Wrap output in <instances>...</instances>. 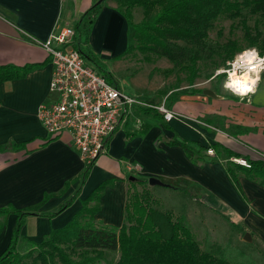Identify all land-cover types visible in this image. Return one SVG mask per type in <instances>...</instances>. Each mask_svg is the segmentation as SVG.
<instances>
[{"label": "crops", "instance_id": "crops-1", "mask_svg": "<svg viewBox=\"0 0 264 264\" xmlns=\"http://www.w3.org/2000/svg\"><path fill=\"white\" fill-rule=\"evenodd\" d=\"M98 1L0 0V66L35 65L21 77L0 82V208L11 205L27 212L19 227L18 251L27 249L19 250L27 244L26 239L39 242L52 229L68 223L101 183L105 185L94 219L120 226L128 184L150 178L184 199L199 194L251 240L264 246V181L236 170L237 190L227 176L228 163L223 166L216 161L227 159L225 153L207 154L204 161L194 163L181 146L169 144L174 139L204 146L219 143L249 159H264L259 155L264 154V73L251 103L219 95L208 105V96L200 98L184 91L172 99L168 97L171 92L157 95L148 78L141 82L137 68L131 69L137 61L135 51L116 58L133 40L132 28L115 3L104 0L90 21L92 6ZM56 24L77 30L74 45L98 62L88 57L87 63L102 75L108 74L122 92L152 105L160 104L157 100L162 96V103L168 99L174 112L169 121H163L155 108L135 105L128 109L108 138L106 152L94 161L83 182L80 175L85 165L68 134L50 137L37 119L39 106L53 102L55 95L49 91V57L36 41L47 38ZM113 63L122 67V74H116L118 68L114 69ZM199 114L216 116L227 122L223 125L231 123L232 132L195 128L193 118ZM75 194L64 209L49 217ZM15 222L14 213L0 215V254L9 243ZM113 254L116 260L118 253Z\"/></svg>", "mask_w": 264, "mask_h": 264}, {"label": "trees", "instance_id": "trees-1", "mask_svg": "<svg viewBox=\"0 0 264 264\" xmlns=\"http://www.w3.org/2000/svg\"><path fill=\"white\" fill-rule=\"evenodd\" d=\"M103 1L99 0L92 6L94 11L90 15V21L94 20L96 9ZM112 1L115 3V9L124 16L128 26L132 28L133 40V43L116 58L133 51L164 57L170 61L171 70L183 69L188 72L189 86L193 85L198 75L197 61L208 48L209 30L219 16L239 18L243 40L247 46L241 47L234 40H227L219 45L222 63L225 64L227 60L248 47L256 46L259 53L264 54V0ZM136 8L140 9L142 14L137 22L134 21ZM243 11L257 16L252 28L247 24V17ZM75 47L82 52L78 46ZM89 58L98 64L94 57L90 55ZM33 67H35L33 64L22 67L2 65L0 82L21 77ZM103 76L109 79L108 74L103 73ZM109 82L112 83L110 79ZM182 91L186 92L184 89ZM175 94L171 92L168 97L172 99ZM169 144L181 146L186 156L194 163L204 161L208 157L209 148L213 149V156L225 153L228 163L225 170L237 190L239 185L236 170L247 176L258 177L261 182L264 181V159H249L224 148L219 143L204 146L174 139ZM2 149L0 146V150ZM233 157L245 159L249 167L235 163L231 160ZM91 165L84 167L80 175L81 182L86 178ZM147 183L148 180L141 179L128 184L124 221L120 226L103 224L94 219L95 213L99 210L97 201L105 185L101 183L82 201V207L63 227L52 229L39 242L26 239L29 246L24 252L18 251L17 244L20 239L19 227L27 212L11 205L0 208V215L16 214L9 243L0 254V264H258L251 257L233 262L225 256L202 250L186 224L185 215H174L171 211H161L153 207L156 200L146 188ZM137 186H141V190H138ZM75 196L76 194L66 200L49 217L64 209ZM91 201L95 203L90 205ZM114 252L118 253L116 260L108 262L106 254Z\"/></svg>", "mask_w": 264, "mask_h": 264}, {"label": "rangeland", "instance_id": "rangeland-1", "mask_svg": "<svg viewBox=\"0 0 264 264\" xmlns=\"http://www.w3.org/2000/svg\"><path fill=\"white\" fill-rule=\"evenodd\" d=\"M243 12L246 14L247 24L252 28L257 20V16L251 15L246 11ZM141 15L140 9H134L135 22L141 19ZM260 27L263 28L261 25ZM227 40H234L239 46L247 47L246 42L243 40V32L239 23V18L232 19L226 15H222L215 20L213 27L209 30L207 40L208 48L202 52L201 57L197 61L198 75L192 86L188 85L187 71L183 69L171 70L170 68L172 65L168 64L170 63L169 60L154 54L136 52L137 61L135 64H131V69L134 67L137 68V75L141 82L148 78L149 86H151L153 90H156L157 95H167L170 92L180 93L182 89L186 92L190 90L191 94L194 96L200 98H206V96H208V105H211L212 99L218 98L219 95L227 98H236L223 89L222 82L224 78L221 75L214 76L216 70L221 68L224 64L221 60L222 53H220L219 45L225 43ZM82 54L86 61H88L85 52L82 51ZM105 66L111 69L107 64ZM112 67L117 69L119 65L113 63ZM121 68H118L116 74L119 75L123 73L124 70ZM167 70L170 71L168 72ZM204 89L213 91L218 97L204 94ZM161 97L158 98L157 103H162ZM163 102L167 108L170 109L168 106V99L165 98ZM193 120L195 123L194 125H196L195 128L198 129H207L214 133L225 131V133L227 132L230 134L232 132L231 123L223 125L227 122H221V119L218 120L216 116L209 118L204 114H199L196 115ZM259 155L263 157L264 154L260 152ZM216 161L223 166L227 165L226 158H218ZM136 188L141 190L142 187L137 186ZM146 188L151 192L153 199L156 200L153 204L155 209L161 211L168 210L174 215H185L186 224L193 232L202 250L212 251L217 255L225 256L228 260H233V262L242 261L251 257L255 262H259L258 264H264V246L261 242L251 240V238L250 240H246L244 238V232L241 231L235 223L233 224L230 219L224 218L220 209H217L214 204L205 201L199 194L188 196L184 199L180 195H174L172 191H168L156 184L150 185L147 183ZM28 246L29 245L24 243V246L19 250L26 249ZM114 257L115 255L113 253H109L107 261H114Z\"/></svg>", "mask_w": 264, "mask_h": 264}, {"label": "built area", "instance_id": "built-area-1", "mask_svg": "<svg viewBox=\"0 0 264 264\" xmlns=\"http://www.w3.org/2000/svg\"><path fill=\"white\" fill-rule=\"evenodd\" d=\"M76 33L77 30L71 26L56 24L47 38L36 41L49 57L52 67L49 91L55 95L53 102L39 106L37 119L50 137L68 134L70 144L86 166L93 164L106 152L108 138L128 109L135 105L149 106L158 110L165 121H169L174 112L164 103L148 104L110 83L76 49ZM226 62L222 67L226 66ZM220 75L224 80L227 78L226 75ZM207 154L213 156V149H207ZM231 160L249 167L243 158L233 157Z\"/></svg>", "mask_w": 264, "mask_h": 264}, {"label": "clouds", "instance_id": "clouds-1", "mask_svg": "<svg viewBox=\"0 0 264 264\" xmlns=\"http://www.w3.org/2000/svg\"><path fill=\"white\" fill-rule=\"evenodd\" d=\"M217 74L226 75L222 87L226 92L238 98L241 102L248 99L259 90L264 73V56L259 54L257 48L244 49L232 60L226 62V66L218 68Z\"/></svg>", "mask_w": 264, "mask_h": 264}, {"label": "water", "instance_id": "water-1", "mask_svg": "<svg viewBox=\"0 0 264 264\" xmlns=\"http://www.w3.org/2000/svg\"><path fill=\"white\" fill-rule=\"evenodd\" d=\"M203 93L206 94V95L212 96V97H217V95H216L213 91H211V90H209V89H204V90H203ZM148 183H149L150 185H153V184H160L157 180L152 179V178L148 179ZM244 238H245L246 240H250V237H249V235H248L247 233L244 234Z\"/></svg>", "mask_w": 264, "mask_h": 264}]
</instances>
